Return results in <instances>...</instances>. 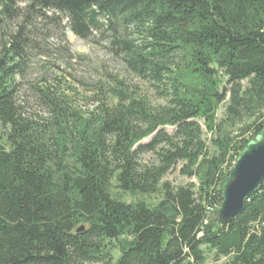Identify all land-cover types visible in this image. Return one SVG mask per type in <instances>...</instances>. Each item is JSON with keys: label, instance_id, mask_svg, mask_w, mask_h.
I'll return each mask as SVG.
<instances>
[{"label": "trees", "instance_id": "trees-1", "mask_svg": "<svg viewBox=\"0 0 264 264\" xmlns=\"http://www.w3.org/2000/svg\"><path fill=\"white\" fill-rule=\"evenodd\" d=\"M50 24L107 35L165 105L120 90L82 115L42 87L50 119L26 117L16 77ZM263 127L264 0H0V264H264V182L214 217ZM179 166L194 181H164Z\"/></svg>", "mask_w": 264, "mask_h": 264}, {"label": "rangeland", "instance_id": "rangeland-1", "mask_svg": "<svg viewBox=\"0 0 264 264\" xmlns=\"http://www.w3.org/2000/svg\"><path fill=\"white\" fill-rule=\"evenodd\" d=\"M61 23V22H60ZM62 27L67 21L63 20ZM50 24L49 34L38 38L27 69L16 77L19 91L18 103L25 108V115L35 121L51 117L43 95L37 90L44 87L63 100L70 108L82 115L95 112L103 105L118 102L115 93L123 90L128 97L147 99L152 108L165 105L164 99L146 82L136 78L126 66L122 55L109 45L107 35H94L89 41H82L69 31L62 32ZM223 109L217 114L223 118ZM0 128V138H2ZM206 139L211 135L204 129ZM251 133L246 135L250 138ZM1 142V139H0ZM149 142L148 140L145 142ZM155 162L153 155L141 156V163L150 165ZM164 181L174 186L186 185L194 179L181 175V166L173 170ZM133 198H129V201Z\"/></svg>", "mask_w": 264, "mask_h": 264}, {"label": "water", "instance_id": "water-1", "mask_svg": "<svg viewBox=\"0 0 264 264\" xmlns=\"http://www.w3.org/2000/svg\"><path fill=\"white\" fill-rule=\"evenodd\" d=\"M264 182V127L243 148L220 186L221 205L214 217L226 225L241 215L249 198L261 191ZM78 229L77 231L81 230Z\"/></svg>", "mask_w": 264, "mask_h": 264}, {"label": "bare ground", "instance_id": "bare-ground-1", "mask_svg": "<svg viewBox=\"0 0 264 264\" xmlns=\"http://www.w3.org/2000/svg\"><path fill=\"white\" fill-rule=\"evenodd\" d=\"M252 135V134H251Z\"/></svg>", "mask_w": 264, "mask_h": 264}]
</instances>
